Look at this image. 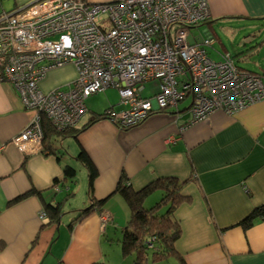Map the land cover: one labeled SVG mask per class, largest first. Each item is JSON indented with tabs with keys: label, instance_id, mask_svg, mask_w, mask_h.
Instances as JSON below:
<instances>
[{
	"label": "crops",
	"instance_id": "crops-1",
	"mask_svg": "<svg viewBox=\"0 0 264 264\" xmlns=\"http://www.w3.org/2000/svg\"><path fill=\"white\" fill-rule=\"evenodd\" d=\"M33 1L13 0L14 9ZM208 3L210 19L191 28L205 27L197 31L195 42L213 36L215 43L217 21L244 19L260 22L250 26L261 27L258 32L264 28V0ZM58 70L41 82L43 91L65 87L76 78L73 65ZM110 89L103 92V110H92L95 101L87 99L88 112L77 128L84 130L50 135L45 150L27 155L11 140L34 115L9 82L0 83V264H130L121 252H111L114 242L121 245V231L131 215L118 188L128 183L139 191L167 178L179 180L183 194L191 198L175 213L182 229L176 248L187 264H264V219L248 228L242 224L264 205V100L194 123L189 107L178 105L122 129L106 115L100 117L110 109H126L118 91ZM81 149L97 169L94 197L104 205L71 226L76 212L89 202L88 171L77 160ZM66 166L83 172L85 187L76 190L64 181ZM160 198V191L153 193L145 206ZM47 203L61 204L59 223L39 217ZM101 210L111 218L106 226Z\"/></svg>",
	"mask_w": 264,
	"mask_h": 264
},
{
	"label": "built area",
	"instance_id": "built-area-1",
	"mask_svg": "<svg viewBox=\"0 0 264 264\" xmlns=\"http://www.w3.org/2000/svg\"><path fill=\"white\" fill-rule=\"evenodd\" d=\"M210 16L208 0H35L4 12L0 83L9 82L36 113L11 144L23 154L42 152L44 120L59 132L75 128L88 112L87 99L110 88L126 109L105 115L122 129L188 97L193 123L264 100L262 76L239 69L229 54L210 58L204 47L214 37L190 41L191 28ZM68 65L76 78L65 89H41L49 72ZM151 81H159V90L145 97ZM101 219L106 226L111 218Z\"/></svg>",
	"mask_w": 264,
	"mask_h": 264
},
{
	"label": "trees",
	"instance_id": "trees-1",
	"mask_svg": "<svg viewBox=\"0 0 264 264\" xmlns=\"http://www.w3.org/2000/svg\"><path fill=\"white\" fill-rule=\"evenodd\" d=\"M233 60L239 69L250 72L238 66L234 58ZM104 115H100V117H104ZM43 128L44 147L48 145L50 135L63 137L71 131L81 132L85 129V127L82 129L73 128L65 132H59L46 120L43 122ZM77 160L88 171L89 202L84 209L76 212V218L73 219L71 226L73 223L83 221L93 212L99 211L104 205L103 200L94 197V184L98 172L84 149L80 150ZM64 177V181L75 183L77 181L76 169L66 166ZM182 190L183 184L174 178L154 181L139 191L133 190L127 184L119 186L118 191L128 203L131 211L130 219L121 231L120 238L121 254L124 258L129 259L130 264H187L186 259L179 254L176 248L182 229L175 213L179 205L191 199L183 194ZM157 191H160L161 198L151 207L145 206V200ZM43 211L49 216L51 223H59L60 217L63 215L60 203L56 205L47 203ZM100 212L102 213V210ZM257 218L264 219V205L255 209L251 215L242 221V224L248 228L252 226ZM95 264L105 263L97 262Z\"/></svg>",
	"mask_w": 264,
	"mask_h": 264
},
{
	"label": "rangeland",
	"instance_id": "rangeland-1",
	"mask_svg": "<svg viewBox=\"0 0 264 264\" xmlns=\"http://www.w3.org/2000/svg\"><path fill=\"white\" fill-rule=\"evenodd\" d=\"M13 9H14L13 0L5 1L3 3V6H0V16L3 14V11L7 13H11L15 10ZM259 23L260 22L246 21L244 19L243 20L231 19L229 21L228 20L217 21L215 24L213 23V29L215 30V33H216L215 37L217 40L213 45L205 46L204 48L208 52L210 58L216 62L222 61L224 59V56L229 54L235 59L238 66L250 72L257 73L258 75L260 74V76H262V74H264V43H263L264 42V28L262 29V32H258V30L256 31V29L260 30L261 27H258L256 29H253L252 27H250L254 24L257 26ZM204 28H205L204 26H199L197 28H194L193 30H190L193 33V34L191 33L190 35V38H189L190 41L191 42L197 41L196 39L198 38L197 31L203 32ZM257 33L258 34L260 33L261 36L258 35ZM52 72H57V70H53ZM60 89H65V87H61ZM158 90H159V81H151L145 84V90L143 92V95L146 97H150L156 94ZM90 98H92V100L95 101L94 105H96L94 108H91L92 110L98 111L97 109L99 110L104 109L106 96L103 92L99 93L96 96L94 95ZM86 104H87V101H86ZM190 104H191L190 97H188L185 101H182L179 103V105L182 107H185V106L189 107ZM88 106L89 104H87V107ZM28 110L31 111L33 115L36 114L33 110L31 109H28ZM165 110L166 109H164L162 112H164ZM78 125L75 128H78ZM72 184L73 186H75L76 190L81 189L82 186L85 187L86 178L83 177V172H81L80 169L77 171V181ZM127 185L129 184L127 183ZM42 212L44 211H41V213L39 214V217L41 219H43ZM103 214H106V213L103 212L101 215ZM46 218H49V216L46 215L44 219ZM111 249H112L111 250L112 255H115V256H117L121 252V247H120V244H118V242H114Z\"/></svg>",
	"mask_w": 264,
	"mask_h": 264
},
{
	"label": "bare ground",
	"instance_id": "bare-ground-1",
	"mask_svg": "<svg viewBox=\"0 0 264 264\" xmlns=\"http://www.w3.org/2000/svg\"><path fill=\"white\" fill-rule=\"evenodd\" d=\"M91 2V1H90ZM93 3V2H92Z\"/></svg>",
	"mask_w": 264,
	"mask_h": 264
}]
</instances>
